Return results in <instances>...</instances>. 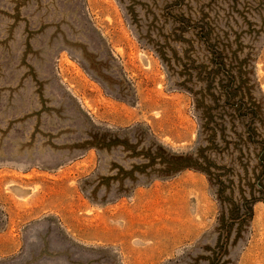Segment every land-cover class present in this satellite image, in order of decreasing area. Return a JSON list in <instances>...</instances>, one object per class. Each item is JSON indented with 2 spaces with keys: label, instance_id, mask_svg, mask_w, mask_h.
I'll return each instance as SVG.
<instances>
[{
  "label": "rangeland",
  "instance_id": "374dc122",
  "mask_svg": "<svg viewBox=\"0 0 264 264\" xmlns=\"http://www.w3.org/2000/svg\"><path fill=\"white\" fill-rule=\"evenodd\" d=\"M254 100L264 0H0V264H264Z\"/></svg>",
  "mask_w": 264,
  "mask_h": 264
},
{
  "label": "trees",
  "instance_id": "16d2710c",
  "mask_svg": "<svg viewBox=\"0 0 264 264\" xmlns=\"http://www.w3.org/2000/svg\"><path fill=\"white\" fill-rule=\"evenodd\" d=\"M261 103H258L256 100H254V156L258 160V163L256 167H254V173L256 175L257 170L260 169L258 172V175L256 176V181H258V194L257 196H251L249 200H244V208L245 212L240 217L235 218V220L241 219L242 222H239L242 224L245 220H249L252 217V206L255 202H264V139L260 137V135L257 134V127L255 126L256 123H259L260 127L264 126V119L262 117V107ZM149 153L145 154V157L149 159V165L150 167H153L155 165V162L157 159H160V164L164 165L165 168L163 170L158 171V174L162 175H171L175 174L177 172L186 170V169H193L200 172L205 173L209 178H211V172H210V166L206 162V158L203 156V151H198L196 156H173L170 158V160H166L163 158L164 150L162 148H159V150H156L155 152L151 149L148 150ZM220 184V183H218ZM221 185V184H220ZM224 188V187H222ZM223 190L218 192V196L220 201L226 202L225 198H223ZM222 211V215H224ZM229 212V211H228ZM223 217V216H222ZM220 222L223 220L220 217ZM232 223H236L233 221ZM232 223L229 224V226L226 228L227 223L224 225L223 230H229L230 232V226Z\"/></svg>",
  "mask_w": 264,
  "mask_h": 264
}]
</instances>
